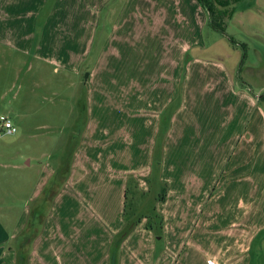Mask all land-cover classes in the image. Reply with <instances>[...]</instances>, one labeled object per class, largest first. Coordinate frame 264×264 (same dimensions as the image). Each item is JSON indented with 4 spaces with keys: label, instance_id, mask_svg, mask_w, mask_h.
I'll return each mask as SVG.
<instances>
[{
    "label": "crops",
    "instance_id": "1",
    "mask_svg": "<svg viewBox=\"0 0 264 264\" xmlns=\"http://www.w3.org/2000/svg\"><path fill=\"white\" fill-rule=\"evenodd\" d=\"M36 1L0 0L1 52L29 57L76 87L85 60L95 54L87 84L108 87L110 93L87 95L86 121L81 133L76 131L79 138L68 164L37 161L44 180L33 185V204L18 214L13 230L0 215V264H264V101L259 100L261 94L245 93L247 86L226 66L212 73L203 59L189 54L188 44L178 45L174 22L180 24L181 19L183 27L191 26L194 32L198 13L195 17L193 12L203 14L205 9L197 0H125L120 11L112 8L101 18L105 0L91 15L85 14L82 0H54L40 17ZM251 1L260 6V0ZM46 2L38 0V5ZM138 8L144 13L153 9L145 16L155 28L133 22L132 12ZM248 11L249 5L236 18L233 7L228 21L237 19L238 30L242 24L250 30L246 26L255 23V16L245 14ZM102 20L114 23L105 39L99 36ZM158 27L161 38H168L174 48L161 61L160 78L165 81L154 84L137 77L129 82L126 54L116 49L119 38L133 31L152 39ZM193 40L190 36L189 43ZM119 86L124 88L122 96L116 93ZM178 96L177 108L165 112ZM115 101H121L126 112L120 113ZM75 116L79 119V107ZM0 117L13 123L10 116ZM118 130L120 137L114 134ZM159 131L153 205L114 248L113 239L125 225V193H144L151 187ZM99 135L111 136L108 142L98 141L102 148ZM30 158L12 167L20 174L35 164ZM20 188L13 187L14 192ZM163 188L165 198L159 201ZM84 199L97 207L90 209ZM147 214L161 217L159 234L145 227ZM25 231L33 238L27 240L26 258H21L17 237Z\"/></svg>",
    "mask_w": 264,
    "mask_h": 264
},
{
    "label": "rangeland",
    "instance_id": "2",
    "mask_svg": "<svg viewBox=\"0 0 264 264\" xmlns=\"http://www.w3.org/2000/svg\"><path fill=\"white\" fill-rule=\"evenodd\" d=\"M53 1L47 0L45 5L40 6L37 0L35 6L37 15L44 17ZM101 1L82 0L81 7L85 14L91 15ZM249 1L240 0L234 3L233 7L237 18L243 14L240 11L245 10L249 5L251 11L245 14L255 16L253 17L255 23H252V26H246L250 27V30H248L249 28L247 30L245 27L243 28L244 25L242 24L239 28L240 31L237 28L239 24L236 25L237 19L233 21L234 23L228 21V19L225 34L220 33L208 25L206 10V12L203 10V14L198 10L193 12L195 17L198 13V22L196 21L194 32L191 26L187 27L186 25V27H183L184 24L181 19H179L180 24L174 22L173 26L179 29L177 33L178 45L188 44L189 54L203 59V64L210 72L212 70V73L221 71L223 65L226 66L233 72L239 84L247 86L244 87V92L253 95L264 93V0H260V6L255 7L253 1ZM124 2L125 0H105L99 10V17H107L112 8H116L117 13ZM86 7L89 8L90 12ZM152 13V8L145 13L144 9L138 8L132 12V17L135 16L133 22L142 21L143 29L155 28L154 24L153 26L150 25L151 20L149 17L145 16H151ZM176 16L179 15H174V18ZM246 16L244 15V18ZM106 22L102 20L98 27L99 36L102 35L103 39L107 37V34L109 35L112 25H114V23L105 24ZM244 31H246V34H244ZM157 32H159L157 37L152 39L140 38L133 35V31L125 33V36L119 38L116 49L122 54H126L125 61L127 64L129 62L128 67H130V72L127 73L129 82L132 83V81L137 80V77L143 80L147 79V82L154 84L165 81L160 78V75L163 74L161 72V61L166 60L167 51H173L174 48L168 38H161L163 31L160 32V27L157 28ZM153 34L151 32L150 36ZM190 36L194 38V43H189ZM230 38L233 39V42ZM165 39L167 42L164 43ZM102 42L103 40H99L101 45ZM175 46H177V43ZM1 50L2 46H0V116H10L16 130L10 135L0 130V208L2 209L0 215H2L1 219L9 229L13 230L18 214H23L26 208H30L33 204L32 199L29 197L33 185L36 184L37 186L44 180L43 176L40 179L41 166L37 165V161H40L42 165H53L58 162L68 164V159L76 146L79 133H81V127L86 121L87 95L93 91L105 95L109 94L110 90L105 86L97 88L94 85L87 84L89 70L95 61V54H90L85 60V69L81 71L79 85L76 87L71 86L68 78L61 73H55L50 68L43 69L29 57L21 56L16 52H9L6 49H3L5 52H1ZM246 79H249V82L246 83ZM131 90L136 93L135 88H131ZM116 93L122 96L124 88L122 86L117 87ZM77 99H79V105H77ZM115 103L120 113L126 112L127 109L123 107L121 101H115ZM178 104L179 96L167 107L165 112L175 110ZM78 107L79 119L76 120L75 114ZM194 112L197 114L200 111L196 110ZM124 118H126V115H124ZM76 131L79 133L77 134ZM160 132L159 139L161 140ZM114 134L118 137L121 136L119 130L115 131ZM110 137L99 135L97 144L98 141L108 142ZM159 145L161 147V143ZM99 148L102 147L99 146ZM37 149H40L42 153L39 157L36 156L40 153L37 152ZM156 150L154 162L155 159L157 160ZM28 157H31L30 159L35 158L33 160L35 164L24 167L19 174L18 170H15L12 165L24 164ZM68 173L69 167L63 174L62 180ZM154 178L153 174L149 177L148 181H150L151 187L147 192L134 191L132 195L125 193L128 198L124 200L126 205L123 204V210L126 209L128 215L132 213H137L139 216L145 215L144 213L148 210V207L153 205L154 197H156V188L152 186V181L156 180ZM28 183L30 184L29 191L27 189ZM19 184L21 192L16 193L13 187L16 188ZM63 185L65 184L62 183L61 186ZM12 192L15 194L12 195ZM54 197L55 194L53 193L49 199L51 204ZM83 202L90 209L97 207L89 205L88 200L84 199ZM49 205L50 202L47 204V208L50 207ZM30 235L29 231H25L20 237H17L18 245L16 244V248L22 254L21 258L23 256L26 258L28 254L27 240L33 238Z\"/></svg>",
    "mask_w": 264,
    "mask_h": 264
},
{
    "label": "trees",
    "instance_id": "3",
    "mask_svg": "<svg viewBox=\"0 0 264 264\" xmlns=\"http://www.w3.org/2000/svg\"><path fill=\"white\" fill-rule=\"evenodd\" d=\"M238 0H197V2L207 11L208 13V25L220 32L225 34L227 20L233 14V4L236 3ZM233 42V39L230 38ZM259 100H264V93L259 95ZM171 109V108H170ZM160 139L157 142V160L153 164L152 174L153 177H158L159 173V165H160V156H161V147H160ZM159 146V147H158ZM166 189L163 190L158 194L157 199L159 201H163L165 198ZM125 199H127V195L125 194ZM126 205V202L124 203ZM143 216H139L137 213H132L128 215V211L124 210V219L125 225L123 229L115 235L113 239V247L116 248L120 244V242L131 232V230L142 220ZM147 219L145 223V227L148 229H155L157 234L160 233L162 228V220L161 217L157 214H153L150 216L145 217ZM21 257V256H20Z\"/></svg>",
    "mask_w": 264,
    "mask_h": 264
},
{
    "label": "built area",
    "instance_id": "4",
    "mask_svg": "<svg viewBox=\"0 0 264 264\" xmlns=\"http://www.w3.org/2000/svg\"><path fill=\"white\" fill-rule=\"evenodd\" d=\"M0 130H2L5 134L10 135L13 134L16 129L9 118L0 117Z\"/></svg>",
    "mask_w": 264,
    "mask_h": 264
}]
</instances>
